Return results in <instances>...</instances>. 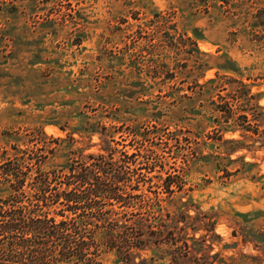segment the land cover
Masks as SVG:
<instances>
[{
    "label": "rangeland",
    "instance_id": "1",
    "mask_svg": "<svg viewBox=\"0 0 264 264\" xmlns=\"http://www.w3.org/2000/svg\"><path fill=\"white\" fill-rule=\"evenodd\" d=\"M13 5L18 9L9 14ZM2 6L0 163L27 149L43 173L83 149L99 152V134H75L80 141L63 148L54 139L68 133L43 126L73 125L85 111L111 127L120 147L137 153L138 172L151 180L146 186L160 191L169 175L184 186L177 196L189 200L183 209L191 215L199 211L197 236L208 219L215 224L216 264H264V24H258L264 0H0ZM190 36L198 38L200 53ZM41 47L42 56L58 57L63 67L32 64ZM217 74L228 88L225 98L232 101L239 84L226 77L256 94L258 134L215 108L212 101L224 102L218 88L196 84ZM239 99L247 106L244 95ZM177 196L163 202L172 213ZM115 259L112 252L101 256L102 264Z\"/></svg>",
    "mask_w": 264,
    "mask_h": 264
},
{
    "label": "trees",
    "instance_id": "2",
    "mask_svg": "<svg viewBox=\"0 0 264 264\" xmlns=\"http://www.w3.org/2000/svg\"><path fill=\"white\" fill-rule=\"evenodd\" d=\"M17 9L13 5L7 12ZM0 10L5 12L4 6ZM258 24H264V20L258 19ZM188 40L200 53L198 38L190 36ZM81 42L80 35L75 43ZM46 50L39 48L31 63L49 65L57 72L63 67L60 60L42 56ZM198 65L199 69L204 67L203 63ZM224 65L235 71L234 67ZM175 77V73L167 76ZM219 78L217 74L203 83L196 80V84L202 90L207 84H211L208 90L218 88L217 95L224 102L212 101L215 108L223 112L227 121L234 119L246 132L258 134L259 128L253 125V120L260 116L255 111L258 105L253 102L256 94L245 82L226 77L225 80L239 83L231 101L221 94L228 88L219 83ZM241 94L247 98V106L239 102ZM247 108L252 112H247ZM79 113L81 118L73 125L69 121L62 124L59 120H47L43 126L55 125L68 133L54 139L63 148L64 143L80 141L75 134L81 138L99 134V152L84 154L83 149L77 153L78 158H68L60 168L43 173L38 167L34 169L40 160L26 156L27 149L22 150L24 157L16 155L0 163V192L6 193L0 195V264H102L101 256L107 252L115 255V264H216L219 254L212 253L218 237L215 224L208 219L205 234L197 236L203 228L200 213L193 216L184 210L189 200L177 196L184 186L170 180L169 175L162 178L161 190L154 192L152 185L146 186L150 178L138 172L133 160L137 153H129L125 144L120 147L122 143L110 131L111 127L99 119L93 121L85 111ZM41 133L47 136L43 128ZM43 147L50 149L46 144ZM148 170L155 169L152 165ZM175 195L178 201L172 213L169 204L163 202Z\"/></svg>",
    "mask_w": 264,
    "mask_h": 264
}]
</instances>
